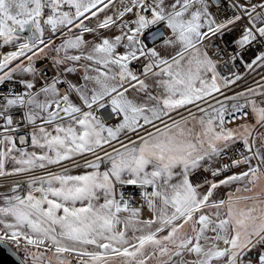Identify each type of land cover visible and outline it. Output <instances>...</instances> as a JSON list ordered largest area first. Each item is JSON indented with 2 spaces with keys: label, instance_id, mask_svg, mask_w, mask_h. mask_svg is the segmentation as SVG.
<instances>
[{
  "label": "snow or ice",
  "instance_id": "obj_1",
  "mask_svg": "<svg viewBox=\"0 0 264 264\" xmlns=\"http://www.w3.org/2000/svg\"><path fill=\"white\" fill-rule=\"evenodd\" d=\"M0 250L264 264V0H0Z\"/></svg>",
  "mask_w": 264,
  "mask_h": 264
},
{
  "label": "water",
  "instance_id": "obj_2",
  "mask_svg": "<svg viewBox=\"0 0 264 264\" xmlns=\"http://www.w3.org/2000/svg\"><path fill=\"white\" fill-rule=\"evenodd\" d=\"M0 264H13L11 258L3 250H0Z\"/></svg>",
  "mask_w": 264,
  "mask_h": 264
}]
</instances>
